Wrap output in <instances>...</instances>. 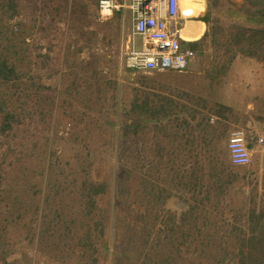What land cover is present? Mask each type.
Returning <instances> with one entry per match:
<instances>
[{"label": "rangeland", "instance_id": "rangeland-1", "mask_svg": "<svg viewBox=\"0 0 264 264\" xmlns=\"http://www.w3.org/2000/svg\"><path fill=\"white\" fill-rule=\"evenodd\" d=\"M96 1L26 0L20 14L7 21L13 31L25 32L29 48L41 46L32 54L33 60L36 53H48L49 60L42 63L41 57L33 68L38 84L51 89L39 94L41 113L33 114V121L24 118L16 130L15 152L1 161L0 264H92L90 252L79 241L88 225L97 264H130L126 259L133 252L125 249L122 232L128 225L140 229L144 224L140 218L143 183L168 189L171 196L163 211L179 217L192 198L175 174L193 169L197 175L208 172L201 164L214 151L210 135L195 127L198 122L208 123L227 139L231 131L247 127L264 134V60L237 55L227 65L230 54L225 41L235 23L218 14L241 0H220L217 5L214 0H181L184 16L192 19L202 8L208 16L197 27L186 22L183 35L196 45V56L185 73L129 71L124 53L132 27L130 13L100 19ZM41 20L51 23L46 33L39 32ZM134 44L140 49L139 38ZM77 76L96 83L95 89H81V95L69 89L70 94L58 96L64 91L60 88ZM86 85L83 82V88ZM145 95L152 106L165 105L169 115L140 121L128 114L132 102ZM218 105L230 110L219 115ZM219 148L227 153V140ZM4 150L0 144V153ZM123 169L132 173V190L131 207L122 210L112 197V181ZM46 170L70 194L47 206L42 203ZM212 172L222 176L225 184L217 206L214 201L208 205L211 218L244 225L250 206L264 207V154L259 149L252 153L248 167L231 166L227 153L224 164ZM83 179L108 185V194L97 200L92 216L102 219L101 237L89 219H83L77 234L69 229V213L83 208L71 198H77L73 193ZM54 209L62 214H54ZM113 211H122L118 223L114 214L109 217ZM148 225L153 238L158 226L150 221ZM115 241L122 242L116 257Z\"/></svg>", "mask_w": 264, "mask_h": 264}, {"label": "trees", "instance_id": "trees-1", "mask_svg": "<svg viewBox=\"0 0 264 264\" xmlns=\"http://www.w3.org/2000/svg\"><path fill=\"white\" fill-rule=\"evenodd\" d=\"M23 1L26 0H0V144L5 148L0 153V167L7 153L15 152L13 144L17 138L16 130L24 118L29 117L33 121V114L41 113V110L37 109L41 105L39 94L43 90L51 89L38 84L39 77L34 76L33 68L37 59L41 57L42 63L47 62L48 53L42 56L36 53L33 60L32 54L40 50L41 46L29 48L25 44V32L20 29L13 31L7 24V21L20 14ZM219 1L214 0L215 5ZM55 12H58L57 9ZM218 14L235 23L225 41L226 53L230 54L227 65L237 55L264 60V0H241L240 3H229V8L221 10ZM192 20L207 22L208 16L205 9L202 8L199 15L192 17L190 23ZM40 22L41 25L38 24L40 33L50 30L51 23H45L43 20ZM189 42L190 48L195 49L196 45L191 39ZM47 43L48 50H51V41ZM129 71L132 70L129 69ZM132 72L136 73V71ZM83 82L87 84L85 88H83ZM94 85L90 83V79L82 81L77 76L69 85L60 88L64 91L58 93V96L70 94L69 89H74L78 95H81L83 92L81 89H95ZM32 100L34 105H31ZM217 107L219 115L230 110L224 105ZM127 112L128 114L132 112L141 121L165 118L171 111L167 110L163 104L152 106L149 97L145 95L140 101L136 98ZM195 127L203 131V134L210 135L208 142L214 154L211 159L207 158L201 164V168L206 167L208 172L197 175L196 169H193L185 170L182 174L179 172L175 174V178H178L176 181L184 185L192 198L187 210L179 217L167 215L163 211L165 201L171 196L168 189L162 184L143 183L141 195L143 212L140 218L144 224L140 229L128 225L127 231L122 232V237L126 240L123 243L125 249L133 252V256L126 260L130 264H264V207L250 206L244 225L224 224L210 217L208 205L214 201V207L217 206L219 192L225 184L223 177L212 171L224 164L227 153L223 148H219V145L228 139L223 133L216 134L208 123L203 124L200 121ZM46 172L42 203L47 206L51 200L59 198L58 200L63 201L70 194L66 193L63 182L56 177L52 178L48 170ZM131 174L129 169H123L119 175H114L112 181L114 190L112 197L122 210L124 207H131L129 203L132 190ZM211 188L215 189L213 193ZM107 189L108 185L105 182L98 183L88 179L81 181L78 191L73 193L77 198H71L83 208L69 213L71 231L77 234L80 229L78 226L83 225L81 223L83 219H89L92 222V228L98 230V236H103L102 219L95 220L92 216L97 200L108 194ZM52 211L56 215L62 214L60 209ZM120 213L113 211L109 217L114 214L113 218L118 223ZM151 215L154 217L151 218ZM148 220L153 226H158V231L153 238L147 230ZM88 228L89 230L79 238V241L90 252L92 264H97V249L90 233V225ZM121 245L122 242L115 241V257L118 256Z\"/></svg>", "mask_w": 264, "mask_h": 264}, {"label": "built area", "instance_id": "built-area-1", "mask_svg": "<svg viewBox=\"0 0 264 264\" xmlns=\"http://www.w3.org/2000/svg\"><path fill=\"white\" fill-rule=\"evenodd\" d=\"M96 8L100 19L130 13L132 27L124 53L126 68L143 73H185L193 63L196 53L183 36L191 17L184 16L180 0H97ZM135 38L141 41L140 49L134 44ZM253 149L264 154V134L251 127L230 132L227 153L233 167H248Z\"/></svg>", "mask_w": 264, "mask_h": 264}, {"label": "crops", "instance_id": "crops-1", "mask_svg": "<svg viewBox=\"0 0 264 264\" xmlns=\"http://www.w3.org/2000/svg\"><path fill=\"white\" fill-rule=\"evenodd\" d=\"M180 4H182V1H181V0H180ZM203 9H204V8H203ZM190 20H191V19H189L188 21L190 22ZM191 24H193V25H192L193 27H197L198 25H200V24H202V23L199 22V21H196V20H192V21H191ZM192 26H191V27H192ZM140 44H141V41H140ZM136 48H137V47H136ZM189 68H190V67H189ZM254 150H255V149L252 150V153L254 152Z\"/></svg>", "mask_w": 264, "mask_h": 264}, {"label": "bare ground", "instance_id": "bare-ground-1", "mask_svg": "<svg viewBox=\"0 0 264 264\" xmlns=\"http://www.w3.org/2000/svg\"><path fill=\"white\" fill-rule=\"evenodd\" d=\"M184 36V35H183Z\"/></svg>", "mask_w": 264, "mask_h": 264}]
</instances>
